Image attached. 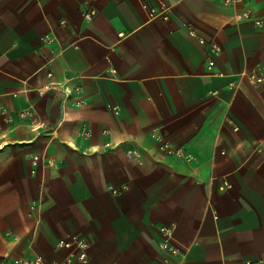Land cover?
<instances>
[{
	"label": "crops",
	"instance_id": "obj_1",
	"mask_svg": "<svg viewBox=\"0 0 264 264\" xmlns=\"http://www.w3.org/2000/svg\"><path fill=\"white\" fill-rule=\"evenodd\" d=\"M258 20L264 0H0V264L79 256L60 240L89 245L71 264H264Z\"/></svg>",
	"mask_w": 264,
	"mask_h": 264
},
{
	"label": "built area",
	"instance_id": "obj_2",
	"mask_svg": "<svg viewBox=\"0 0 264 264\" xmlns=\"http://www.w3.org/2000/svg\"><path fill=\"white\" fill-rule=\"evenodd\" d=\"M243 0H224V2L226 4H238L240 2H242ZM153 12H156V11H153ZM93 12H89L86 14V17L88 19H92L93 17ZM238 19L240 20H249L251 19V16L249 13H245V14H241L238 16ZM257 24L259 25H262L264 23V21H261V20H258L256 21ZM122 36L124 35L123 33L121 34ZM201 43H205V40L201 39L200 40ZM76 47L78 48L79 46L76 45ZM219 47L216 43H213L212 45V52L214 54H218L219 53ZM215 61L214 59L211 60L210 64L211 65H214ZM49 77H53V73L50 72L49 73ZM249 77L251 79V81L254 83V84H261V83H264V67L259 69V70H253L250 74H249ZM45 89H48V87H46ZM44 89V90H45ZM44 90H41V92L43 93ZM113 110L118 114L119 113V110L118 108H113ZM29 115H31V112L29 110H25L21 113V116L22 117H28ZM41 128H45L46 127V124L45 123H42ZM90 135V132H85V136H89ZM160 150L162 151H165V152H168V153H173L174 152V149L173 147L171 146V144L169 142H164L160 145ZM177 153H181V150H176ZM133 155L137 156L138 155V152L137 151H133ZM164 231H169L168 229L164 228L163 229ZM59 247L60 248H67V249H79L80 250V254L77 258H72L71 256L68 257L66 260L64 261H61V262H55L53 264H71L75 259L78 260V261H81V262H86L88 260V247L89 245L85 242H81V241H73V240H60L59 242ZM165 247H168V246H165ZM172 254L174 255H178L179 254V250L178 248H174L173 249V252ZM1 261V259H0ZM15 264H47L42 257H34V258H20V259H17L15 261Z\"/></svg>",
	"mask_w": 264,
	"mask_h": 264
}]
</instances>
